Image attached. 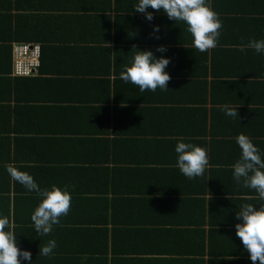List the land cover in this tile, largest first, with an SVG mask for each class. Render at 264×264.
Instances as JSON below:
<instances>
[{
  "label": "crops",
  "instance_id": "obj_1",
  "mask_svg": "<svg viewBox=\"0 0 264 264\" xmlns=\"http://www.w3.org/2000/svg\"><path fill=\"white\" fill-rule=\"evenodd\" d=\"M4 1L0 64L9 45L26 42L10 41L5 13L13 25L16 16L25 17L24 33L40 38L44 55L32 76L0 72V139L11 144L9 154H0V167L31 174L41 188L56 184L71 193L68 214L40 236L30 219L39 196L12 178L10 185L2 181L0 215H7L9 198L18 247L31 251L32 264L47 257L38 255L39 245L55 239L57 248L74 249L87 227L114 231L110 240L119 241L123 257L192 258L175 249L196 251L191 234L210 228L208 210L205 224H196L202 214L197 199L207 198L206 206L211 197L238 199L231 210L220 211L222 202H213L214 218L220 213L227 222L249 203L245 199H259L234 181L231 165L239 158V133L264 150V56L238 50L249 39L264 38V0H210L233 31H220L216 47L205 52L192 48L183 22L153 9L148 21L134 10L136 0H11L10 10ZM160 45L167 51L156 52ZM134 46L170 58L169 89L141 92L120 78ZM223 106L237 107L238 115H225ZM179 138L204 142L206 180L189 179L176 167L171 141ZM213 171L215 184H209ZM108 209L118 214L115 225L105 223Z\"/></svg>",
  "mask_w": 264,
  "mask_h": 264
},
{
  "label": "clouds",
  "instance_id": "obj_2",
  "mask_svg": "<svg viewBox=\"0 0 264 264\" xmlns=\"http://www.w3.org/2000/svg\"><path fill=\"white\" fill-rule=\"evenodd\" d=\"M133 7L148 21L153 20V12L149 11L153 9L163 12L170 20L183 22L192 37V48L200 52L217 45L223 23L219 13L211 7L210 0H136ZM153 33L156 34L154 38L159 39L158 25L153 26ZM133 49L135 51L121 68L120 78L138 86L141 92H154L157 88L169 89L167 82L171 77L166 68L170 58L164 55L157 57L152 50H142L135 46ZM247 49H253L256 54L264 56V38L249 39L238 50L244 53ZM155 51L164 53L167 48L160 45ZM221 110L230 117L238 115L237 107L232 109L223 106ZM235 143L240 154L231 165L232 177L242 187L254 189L261 201L258 207L251 203L242 204L235 212L238 221L234 225L235 235L240 239L252 264H257V261L264 264V150L244 133L236 135ZM174 151L176 167L184 176L192 179L204 174L209 163L205 147L180 139ZM6 170L14 181L39 196L30 219L35 231L40 236H47L53 231V226L59 224L60 218L69 212L71 193L68 187L52 184L41 188L31 174L13 166H8ZM17 241L10 218L0 215V264H21V261L32 264L31 251L18 247ZM55 248V239H49L43 246L39 245L38 255L51 256Z\"/></svg>",
  "mask_w": 264,
  "mask_h": 264
},
{
  "label": "trees",
  "instance_id": "obj_3",
  "mask_svg": "<svg viewBox=\"0 0 264 264\" xmlns=\"http://www.w3.org/2000/svg\"><path fill=\"white\" fill-rule=\"evenodd\" d=\"M9 1L7 10H10L12 8L11 0H5ZM4 1V2H5ZM2 2L1 4H3ZM6 8V7H5ZM216 11V10H215ZM12 16V15H11ZM10 15L5 13V15L2 17V21L5 20L9 23V28L12 31L10 33L9 38L10 41H26V42H36L39 40V37L34 36L28 33H24L25 27H23V22L25 21L24 16H16V23L13 25V23H10ZM10 17V18H9ZM222 20L223 26L220 29V31H233V25L226 24L230 23L228 21V17H225L226 20H224L222 17H220ZM225 21V22H224ZM22 23V24H21ZM22 25V26H21ZM12 26L15 27V29H12ZM230 29V30H227ZM13 35V36H12ZM44 51V48H42ZM42 51V52H43ZM6 57L5 61L2 62L0 65H3L2 68H0V72L10 70L12 72V65H13V45H9L6 48ZM42 53V58H43ZM20 138H17L16 140H19ZM177 140H180L177 139ZM177 140H172L171 143L176 144ZM10 138H2L0 139V154L8 152L10 153L11 144H9ZM196 142V141H193ZM198 143V142H196ZM198 145L205 147L204 142H199ZM5 157L3 155H0V160H4ZM213 168V167H212ZM7 169V167H6ZM218 170V169H216ZM215 170V171H216ZM206 171V170H205ZM212 173V178H210L209 184H213L214 178V172ZM203 180L207 179V171L204 172L202 175ZM201 178V179H202ZM11 184V177L8 174L7 170H4L2 167H0V185L2 184ZM5 182V183H4ZM215 184V183H214ZM10 190V188H7ZM214 194V192H212ZM3 199V198H1ZM115 199V197H114ZM211 202L209 203V206H206L207 204V198H199L197 200H201V216L200 219H196V224H205V216L203 215L206 210L209 211L211 214V220H210V228L207 231L206 229L198 227L197 233L191 234L192 237V245L198 246L199 248L196 249V251L193 250L194 246L190 250H181L180 248L175 249L177 254L184 255V254H190L192 258H186V257H175L171 258L169 260L165 259H153L151 257L148 258H129V257H123L124 253L122 252V246L121 250H117V245L119 244V241H111L110 237H113L114 231L110 235L109 230L107 229H92L88 228L84 230H89L85 236L82 235V240L75 244L74 249H59L55 248L53 250V254L51 256L44 257L42 259V263L40 264H252L250 259L248 258V253L245 250H241L239 248L243 247L240 239L235 235V227L234 225L238 222L237 219L233 221L227 222L228 220H224V217L221 218V215L217 216V218H214V212H218L216 209H214V201L222 202V207H218V210H231V207L234 205V203H237L238 199H227V198H214L211 197ZM5 200V198H4ZM244 200V199H240ZM247 202H253L257 201L259 202L260 199H254L253 197L251 199H245ZM244 200V201H245ZM259 200V201H258ZM2 201V200H1ZM8 202V213L6 216H10V207L11 203L9 198L6 199ZM239 206L235 211L239 210ZM127 212V211H126ZM106 218L105 223H112L113 225L117 222V213L109 214V209L105 213ZM202 217V218H201ZM230 220V219H229ZM97 222V220H91L90 222ZM94 230H96L94 232ZM56 232V235H59ZM177 243V241H176ZM79 244V245H77ZM239 247V248H238ZM136 251H142L137 250L136 247L128 246V249H134ZM147 251V250H145ZM59 252V253H58ZM112 252L111 256L109 255ZM141 253V252H140ZM208 256V257H207ZM257 264H259V261H257Z\"/></svg>",
  "mask_w": 264,
  "mask_h": 264
},
{
  "label": "built area",
  "instance_id": "obj_4",
  "mask_svg": "<svg viewBox=\"0 0 264 264\" xmlns=\"http://www.w3.org/2000/svg\"><path fill=\"white\" fill-rule=\"evenodd\" d=\"M42 47L36 42L13 43L12 76H32L41 66Z\"/></svg>",
  "mask_w": 264,
  "mask_h": 264
}]
</instances>
